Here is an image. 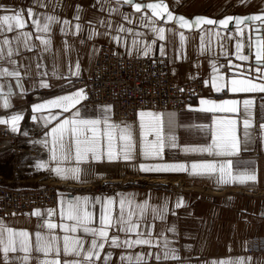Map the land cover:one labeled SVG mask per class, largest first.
I'll return each mask as SVG.
<instances>
[{
  "label": "crops",
  "instance_id": "0c3cea01",
  "mask_svg": "<svg viewBox=\"0 0 264 264\" xmlns=\"http://www.w3.org/2000/svg\"><path fill=\"white\" fill-rule=\"evenodd\" d=\"M169 11L182 15L188 19L204 17L207 19H220L227 15L244 16L248 14L264 13V0H164ZM47 7H40L38 0H0V16L12 15L14 12H23L26 21V28L16 29L13 32L0 33V40L6 35L13 39L20 32H30L33 36L30 43L35 47L32 51L21 46V54L16 56L18 65L28 66L29 75H23L21 87L17 86L16 78L0 77V118L7 119L12 114H22L24 119L19 122V132H12L10 125H6L9 136L0 139V188L38 190L48 186L56 187L58 200L55 206L33 209L20 216L0 218V223L14 229L15 231L26 230L30 233L31 242H35V234L41 232L47 236L49 230L42 228L45 221L53 223H69L61 220L59 211L61 201L64 206L75 197H89L88 210L93 213V227H99V217L102 203L106 198H113V215L119 212V200L126 198L132 204L125 206V215L128 211H133L134 220H140L142 231H151L154 238V246H137L132 250L111 249L106 246V251L113 252V260L120 264L118 256L121 252L128 254L155 253L162 255L165 249L162 247V240H156L158 233H163L169 241V249L176 250L179 260L156 261L154 257H148V264H213L219 261H231L232 264H264V254L248 253L252 241L256 238L264 237V135L258 125L261 122V93H232L227 89L216 91L212 82L216 77H224L216 83L224 88L230 79H243L246 76L255 78V65L251 54L250 28H244V35L240 36L236 27L229 30L218 29L215 26L201 25L193 27L191 30H183L173 23H165L157 18L156 27L165 29V40L158 39L157 34L152 31L149 22L145 27L139 23L137 17L151 13L143 12L133 15V25L123 22L119 16L113 14L100 13L97 8L91 5L94 0H42ZM76 5H80L82 31L75 33V29L68 31L66 35L61 29L63 24H53L50 33H36L35 27L26 15V10L31 7L38 17L43 15H56L63 19L72 21L75 14ZM120 11L124 14L133 10L123 5ZM97 17H106L114 24L124 23L125 27H133L135 31L142 33L141 37H133L130 34L107 30L103 26H97L94 22ZM93 22L91 25L89 22ZM75 23V22H74ZM98 31L99 35L89 38V34ZM183 32L185 40L181 42L180 33ZM219 33L216 36L215 33ZM106 33V34H105ZM40 35L50 39V50L45 52L44 45L35 38ZM119 36L120 40L113 39ZM140 41L138 48L131 44L132 39ZM153 41L155 43L153 44ZM240 42L244 45L241 55L249 56V60L242 61L236 58V44ZM144 45H149L152 51L148 56H144L142 49ZM13 46L15 40L13 39ZM102 46H110L114 49L117 57L124 58H156L161 57L159 48L164 47L165 55L171 67L174 83L177 86L188 84L195 80H200L203 85V95L193 98L187 106L179 111H159L141 110L145 112L158 113L162 117L164 134L175 135V147L166 146L164 154L160 158L143 156V141L141 137L139 111L133 119H117L110 112H105L109 105H97L94 107L85 106L82 101L64 112L58 108H46L39 113L32 112V105L44 103L57 97L70 95L78 89L74 82L86 78L92 71L97 53ZM131 53V54H129ZM40 63L38 70L36 64ZM79 64L77 70L76 64ZM239 65V68L235 67ZM11 68L4 61H0V68ZM23 73L24 68L20 69ZM43 79L49 83V88H40L39 82ZM207 82V83H206ZM254 82L264 83V80L254 79ZM230 88V84H228ZM7 97L10 107L4 108V99ZM254 99L255 105L252 108L253 127L249 129L252 137L245 142L243 135V121L240 114L205 113L198 111L201 107L200 100L207 99L219 103L225 99H236L241 101L240 109L243 111L242 101L244 99ZM80 112L82 119H101L105 115L109 123L119 125L120 128L130 127L132 133L133 149L130 160L123 158L108 161L106 155L100 161L92 160L90 157L86 161L77 162L74 159L75 147L73 142L72 159L53 161L52 156V136L51 129L56 127L64 119L73 118V113ZM38 117L37 121L32 120V116ZM229 115L238 120L237 134L241 140V150L236 156L219 157L214 154L199 151H188L184 149H199L211 144V133L208 127L212 124L213 116ZM55 117V119H52ZM148 118H146L147 120ZM175 121V127L169 131L168 121ZM47 120V123H46ZM103 130V126H102ZM27 132V135L23 133ZM46 133H48L46 135ZM90 135V133H89ZM119 129H117V137ZM149 140L155 139L154 134L149 135ZM46 142V143H44ZM121 142L117 140V145ZM170 143V142H168ZM59 156V146L56 147ZM107 139L103 138V151L106 153ZM231 160L230 170H226L223 180L219 171V164ZM216 163L215 173L191 174V164L193 163ZM161 163L185 164L188 166L187 172H141L140 164L155 165ZM44 165V167H38ZM72 169L80 168V179H74L70 172L57 175L54 168ZM232 176H240L245 173H253L257 176L255 182L247 181L240 183L233 181L227 172ZM67 176V178H64ZM114 183V189L101 192L102 182ZM137 180H152L158 184L153 186L137 185ZM224 180L228 182L225 183ZM160 182V183H159ZM120 184V185H119ZM71 187H85L86 191L75 192ZM97 190V191H96ZM99 197L102 203H95V198ZM183 200V206L176 208L177 200ZM147 203L148 210L145 215L147 220L139 216L138 205ZM167 205L168 212L166 218L153 219L151 209ZM39 210L40 217L32 215ZM48 210H55V214L48 215ZM145 224L152 225L151 228L144 227ZM175 228V231H168ZM61 238L65 234L62 229L52 232ZM70 235H83L80 233H70ZM121 239L124 234L121 233ZM129 238H135V234H129ZM85 239H88L86 236ZM159 243L161 246H155ZM2 253H0V264H2ZM13 257H22L24 253L17 252ZM103 255V253H102ZM34 257L40 259H51L43 254L33 253ZM11 264H20L18 259H12ZM30 264H37L33 259ZM99 264V262H97Z\"/></svg>",
  "mask_w": 264,
  "mask_h": 264
},
{
  "label": "snow or ice",
  "instance_id": "6c2138e0",
  "mask_svg": "<svg viewBox=\"0 0 264 264\" xmlns=\"http://www.w3.org/2000/svg\"><path fill=\"white\" fill-rule=\"evenodd\" d=\"M241 2H246V0H241ZM38 5L40 7H47L42 0H38ZM123 5L129 6L133 12L124 14L120 11V7ZM93 8H97L100 13H107L108 16L115 14L119 16L123 22L128 25H133V15L140 14L143 12L147 13L150 10L151 15H140L137 17L139 23L145 27L148 26L150 22L152 25V31L157 34L159 40H165V29L163 27H156L157 19L163 18L166 14L168 21L176 20L178 21L180 28H192L199 27L201 25H219L225 29L228 25L234 21L236 26V31L240 36L244 35V28L242 25H246V21L259 22L252 31L258 33L255 39V65L250 69L254 70L256 74L255 78L245 77L243 79H230L225 84L224 88L220 84L216 83L217 80H223L224 77H216L212 82V86L216 91H223L227 89L232 93H261L264 94V83L254 82V79L264 80V14L252 15L247 17H232L227 16L219 21L214 19H207L204 17H197L195 21L189 22L183 16L174 17L173 14L168 10V6L160 0L158 3H144L138 2V0H94L91 5ZM2 7V6H0ZM83 9L80 5H76L75 14L73 20L63 19L56 15H43L38 17V14L34 12L33 8L29 7L26 10V15L29 20H31L32 25L36 29V33H50L51 26L53 24H63L64 27L61 29L66 35L68 31L75 29V33L82 31V25L78 23L81 20V12ZM75 22V23H74ZM93 22H89L91 25ZM98 27L103 26L106 29H111L114 32L130 34L133 37H141L142 33L135 31L133 27H125L124 23L114 24L112 20L106 17H97L94 22ZM26 21L23 12H14L12 15L0 16V33L13 32L16 29L26 28ZM105 33V34H106ZM98 31L93 30L89 34V38L94 35H99ZM219 36V33H215ZM33 33L30 32H20L13 39L15 40V46H13V39H9L6 35L0 40V61H4L9 65L13 66L10 68H0V77H14L17 81V86L21 87V79L23 75H29L27 68L28 66L18 65L16 56L21 54V46L28 51H32L35 47L30 43ZM35 38L44 45V51L50 50L49 45L51 44L50 39L43 38L40 35H36ZM113 39L119 41V36H114ZM180 40L183 42L185 40L184 33H180ZM155 41H153V44ZM131 44L134 48H138L140 41L137 39H132ZM252 44H249L251 47ZM244 45L240 42L236 44V58L242 61L249 60V56L241 55V50ZM139 50V48H138ZM152 51L149 45H144L142 53L144 56H148ZM160 55L164 56V47L159 48ZM131 54V53H129ZM24 68V71L20 70ZM235 67L239 68V65ZM36 68L39 70L41 64L37 63ZM77 70L79 69V64H76ZM207 83V82H206ZM230 84V88H228ZM40 88H49L50 85L43 79L40 80ZM3 86L0 85V88ZM23 92V88L21 87ZM87 95L83 89H80L70 95H64L57 97L56 99L48 100L44 103H36L32 105V112L39 113L46 108H58L62 109L64 112H69L70 109L75 108L82 100H86ZM264 100V96L261 97ZM243 111L241 112L240 105L241 101L236 99H225L219 103L201 99V107L197 109L198 111L205 113H224V114H240L243 121V135L245 137V142L247 143L252 139L249 129L253 127L252 120V108L255 105V100L248 98L242 101ZM4 108H9L10 104L5 97ZM261 111L264 112V104L261 106ZM110 108H106L105 112H110ZM80 117V112L77 110L73 113V118L64 119L56 127L51 129L52 136V156L53 161L57 159L69 160L72 159L73 142L75 147L74 159L77 162L86 161L89 157L92 160L100 161L106 155L108 161H114L120 158L124 160H130L133 158L132 153L135 145L133 144L132 133L130 127L126 126L120 128L119 125L114 123H109V117L105 115L104 119H82ZM146 118H148L146 120ZM22 114L16 113L12 114L9 118H0V125H10L12 132H19V122L23 120ZM38 117L36 115L32 116L33 121H37ZM55 119V117H52ZM141 137L143 141V156L160 158L163 156L166 146L175 147V135L167 136V140L164 134V127L162 117L158 113L153 112H139ZM261 121H264V115H261ZM47 123V120H46ZM103 126V130H102ZM175 127V121L169 119L168 128L171 131ZM208 127L211 133V144L207 147L199 149H188L185 148L184 151H199L206 152L209 154H214L219 157H230L236 156L241 150V140L237 134L238 130V120L229 115L223 116H213L211 126ZM259 129L262 135H264V122L259 123ZM117 129H119V136L117 137ZM90 133V135H89ZM27 135V132L23 133ZM48 133H46L47 135ZM155 136V139L149 140V135ZM107 139V150L106 153L103 151V138ZM117 140L121 143L119 147L117 145ZM170 142V143H168ZM46 143V142H44ZM59 146L60 152L57 155L56 147ZM232 161L228 160L225 163L219 164V171L221 173V180H223L226 170H230ZM38 167H44V165H38ZM216 163H193L191 164V174L198 175L202 173H215L217 171ZM139 170L141 172H187L189 168L187 165L181 164H168L161 163L155 165H145L140 164ZM57 175L64 172H70L74 179H80V168L72 169H62L54 168L52 169ZM227 174L235 182L245 183L247 181L255 182L257 176L253 173H245L240 176H232L231 172L228 171ZM64 178H67L65 176ZM227 183V180H224ZM89 197H75L73 200L68 201L66 207L65 202L61 201V208L59 211V216L61 220H67L69 223H53L50 221H45L41 227L47 228L49 234L47 236L43 235L41 232L35 234L34 244L31 242L30 233L26 230L15 231L14 229L7 227L0 223V253H2V264H11L12 259H18L20 264H30L33 259H36L37 264H116L113 260V252L106 251V246L113 250H132L137 246H154V238L151 231H142V224L140 220H134V212L128 211L125 215V206L131 205L132 201L122 198L119 200V212L113 215L112 205L114 204L113 198H106L103 203L99 197L95 198V203H102L101 213L99 217V227H93L94 217L93 213L88 210ZM183 206L182 198L177 200L175 207L180 208ZM139 216L145 221L147 216L145 215L148 210V205L144 204L138 205ZM168 212L167 205L161 207H154L151 209V214L153 219L164 220L166 218V213ZM55 214V210H48V215L52 216ZM32 215L40 217L42 213L36 210ZM144 227L151 228L152 225L145 224ZM62 229L65 233L61 238L58 234L53 235L52 232L57 229ZM168 231H175V228H170ZM83 235H70V233H80ZM121 233L124 234V239H121ZM135 234V238H129V234ZM88 239H85V237ZM156 240H162V247L165 249L162 255L155 253H136L130 252L125 254L121 252L118 256L120 264H148L147 258L154 257L156 261L163 260H179L180 257L176 253V250L169 249V241L164 236L163 233H158ZM155 246L160 247L159 243ZM17 252H22L24 255L22 257H13L12 254ZM33 253L43 254L44 257H53L51 259H40L39 257H34ZM103 253V255H102ZM213 264H232L231 261H219L213 262ZM243 264V261H240Z\"/></svg>",
  "mask_w": 264,
  "mask_h": 264
},
{
  "label": "built area",
  "instance_id": "2783aa9c",
  "mask_svg": "<svg viewBox=\"0 0 264 264\" xmlns=\"http://www.w3.org/2000/svg\"><path fill=\"white\" fill-rule=\"evenodd\" d=\"M74 86L86 93L87 99L82 100L85 106L109 105L117 119H133L141 110L179 112L191 99L203 95L200 80L182 86L174 83L168 58L117 57L110 46L99 49L90 75L74 82ZM8 136L7 126L0 125V139ZM135 183L142 186L158 184L152 180H137ZM69 189L83 192L88 188L69 186ZM112 189L114 183L105 180L97 190L107 192ZM57 200L54 186L38 190L0 188V218L55 206ZM248 253L264 254V237L254 239Z\"/></svg>",
  "mask_w": 264,
  "mask_h": 264
},
{
  "label": "water",
  "instance_id": "95a60500",
  "mask_svg": "<svg viewBox=\"0 0 264 264\" xmlns=\"http://www.w3.org/2000/svg\"><path fill=\"white\" fill-rule=\"evenodd\" d=\"M138 2H141V0H138ZM142 2H144V3H158V2H160V0H142ZM163 2L165 3V1L163 0ZM166 4V3H165ZM167 5V4H166ZM169 10V9H168ZM149 12H150V10H149ZM171 12V11H170ZM172 14H173V16L174 17H180V16H182V15H179V14H175V13H173V12H171ZM260 14H264V13H255V14H248V15H244V16H232V15H227V16H232V17H241V18H243V17H247V16H252V15H260ZM227 16H224V17H222V18H220V19H217V21H219V20H221V19H224L225 17H227ZM184 17V16H183ZM186 20H188L189 22H193V21H195V18H193V19H188V18H186V17H184ZM157 19H159V20H162V21H164L165 23H173L174 25H176L177 27H179L180 28V25H179V23H178V21H176V20H173V21H168L167 20V17H166V14H165V16L163 17V18H157ZM259 24V22H251V21H246V25H248L249 26V28H250V43L252 44V46H251V54H252V57H253V62L254 63H256L255 62V43H254V41H255V39L257 38V35H258V33H256L255 31H252V28H254L256 25H258ZM216 28H218V29H222V30H229V29H231V28H233V27H236L235 26V23H234V21L233 22H231L229 25H228V28L227 29H225V28H223V27H221V26H219V25H214ZM243 26V25H242ZM193 28V27H192ZM192 28H181V29H183V30H191Z\"/></svg>",
  "mask_w": 264,
  "mask_h": 264
},
{
  "label": "bare ground",
  "instance_id": "6f19581e",
  "mask_svg": "<svg viewBox=\"0 0 264 264\" xmlns=\"http://www.w3.org/2000/svg\"><path fill=\"white\" fill-rule=\"evenodd\" d=\"M159 111H164V110H159Z\"/></svg>",
  "mask_w": 264,
  "mask_h": 264
},
{
  "label": "rangeland",
  "instance_id": "374dc122",
  "mask_svg": "<svg viewBox=\"0 0 264 264\" xmlns=\"http://www.w3.org/2000/svg\"><path fill=\"white\" fill-rule=\"evenodd\" d=\"M137 185H139V184H137ZM23 215V214H22Z\"/></svg>",
  "mask_w": 264,
  "mask_h": 264
}]
</instances>
